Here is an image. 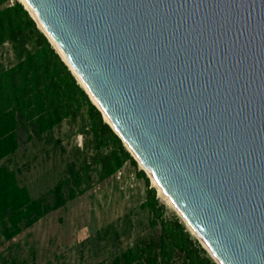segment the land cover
I'll return each instance as SVG.
<instances>
[{"label": "water", "instance_id": "obj_1", "mask_svg": "<svg viewBox=\"0 0 264 264\" xmlns=\"http://www.w3.org/2000/svg\"><path fill=\"white\" fill-rule=\"evenodd\" d=\"M16 1L213 263L264 264V0Z\"/></svg>", "mask_w": 264, "mask_h": 264}, {"label": "trees", "instance_id": "obj_2", "mask_svg": "<svg viewBox=\"0 0 264 264\" xmlns=\"http://www.w3.org/2000/svg\"><path fill=\"white\" fill-rule=\"evenodd\" d=\"M10 48L11 61L0 66V161L19 148V131L40 137L50 134L64 121L81 115L92 137L94 155L84 162L85 185L91 173L102 182L129 164L147 187L146 209L149 224L158 227L157 239H141L104 264H214L198 242L173 215L164 217L165 206L156 198L149 180L117 136L102 121L83 90L71 76L45 37L16 0H0V47ZM84 127V128H83ZM28 137V139H30ZM16 172L0 165V236L10 241L23 230L67 201L85 192L79 172L69 169V177L46 195L32 198L21 186ZM179 258L180 262H175Z\"/></svg>", "mask_w": 264, "mask_h": 264}, {"label": "rangeland", "instance_id": "obj_3", "mask_svg": "<svg viewBox=\"0 0 264 264\" xmlns=\"http://www.w3.org/2000/svg\"><path fill=\"white\" fill-rule=\"evenodd\" d=\"M9 53L8 46L0 47V66L11 61ZM83 114L84 109L74 121H64L40 137L20 130L18 150L0 161L16 172L19 184L32 198L46 195L67 179L69 169L79 172L80 188H86L19 237L15 249L7 251L0 236V264H104L141 239H157L158 227H150L147 210L141 209L147 187L129 164L102 182L91 173V181L85 185L84 162L91 160L94 151L88 127L81 128ZM149 188H154L165 206L164 217H178L150 180ZM179 260L175 258V262Z\"/></svg>", "mask_w": 264, "mask_h": 264}, {"label": "bare ground", "instance_id": "obj_4", "mask_svg": "<svg viewBox=\"0 0 264 264\" xmlns=\"http://www.w3.org/2000/svg\"><path fill=\"white\" fill-rule=\"evenodd\" d=\"M18 1H20L22 4H23V6L30 12V14H31V16L35 19V17H34V15L31 13V11L29 10V8H28V6L26 5V3L24 2V0H18ZM38 24V28L42 31V32H44V30L42 29V27H41V25L39 24V23H37ZM50 40V39H49ZM51 42V41H50ZM52 43V42H51ZM53 45V44H52ZM54 46V45H53ZM54 48H55V46H54ZM56 49V48H55ZM63 59V58H62ZM78 79V78H77ZM78 82L80 83V85L84 88V86L82 85V83L79 81V79H78ZM85 89V88H84ZM86 90V89H85ZM86 92H87V90H86ZM88 93V92H87ZM88 95H89V97H90V99H91V101L94 103V104H96L95 102H94V100L92 99V97L90 96V94L88 93ZM104 120H105V122H108L107 120H106V118H105V116H104ZM138 161V160H137ZM138 166H139V168L141 169V170H145V168L141 165V163L138 161ZM146 173H147V175L149 176V179H150V181H151V183H152V185L154 186V187H156L157 188V193H158V195L160 196V197H162L163 199H164V201L167 203V205L168 206H170L176 213H177V211L175 210V208H174V206H173V204L170 202V200H168V198H166V196L164 195V193L161 191V189L156 185V183H155V181L151 178V176L148 174V172L146 171ZM186 227H187V229H188V231L192 234V236L196 239V240H198L199 242H200V244H201V246L202 247H204L206 250H208L206 247H205V245L202 243V241L200 240V238L197 236V234L193 231V229L189 226V224L188 223H186ZM208 252H209V255L210 256H212V254H210V251L208 250ZM214 257V256H213ZM218 264V263H217Z\"/></svg>", "mask_w": 264, "mask_h": 264}, {"label": "crops", "instance_id": "obj_5", "mask_svg": "<svg viewBox=\"0 0 264 264\" xmlns=\"http://www.w3.org/2000/svg\"><path fill=\"white\" fill-rule=\"evenodd\" d=\"M30 193V192H29ZM52 212H54V211H52ZM52 212H50V213H52ZM46 216H48V215H46ZM42 219H44V218H42ZM42 219H40L39 221H37L34 225H32L30 228H28V229H25V230H23L21 233H19L18 235H16L15 237H13L10 241H5L3 238H2V236H1V238L3 239V241L4 242H6L7 243V251H9L10 249H15L16 247H18L17 246V244H14V242L20 237H23L22 235L24 234V233H28V231L32 228V227H34L35 225H37Z\"/></svg>", "mask_w": 264, "mask_h": 264}, {"label": "built area", "instance_id": "obj_6", "mask_svg": "<svg viewBox=\"0 0 264 264\" xmlns=\"http://www.w3.org/2000/svg\"><path fill=\"white\" fill-rule=\"evenodd\" d=\"M4 46H7V44H5ZM10 55V54H9Z\"/></svg>", "mask_w": 264, "mask_h": 264}]
</instances>
